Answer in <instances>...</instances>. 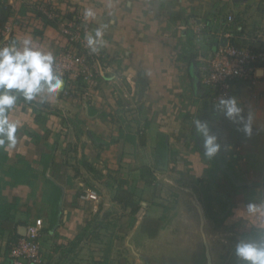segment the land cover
Listing matches in <instances>:
<instances>
[{
    "label": "crops",
    "instance_id": "0c3cea01",
    "mask_svg": "<svg viewBox=\"0 0 264 264\" xmlns=\"http://www.w3.org/2000/svg\"><path fill=\"white\" fill-rule=\"evenodd\" d=\"M251 3L0 0V46L15 41L20 47V41L30 38L43 51H51L57 61L60 54L73 48L60 28L46 24L36 10L47 5L66 22L90 8L95 18L89 19L88 35L95 37L96 29L102 30L103 37L96 47L108 59L106 76L100 79L98 89L90 91L91 101L81 95L62 97L59 92L52 97L42 93L34 100L35 110L17 101V108L10 113V119L19 121L20 126L16 145L5 150L6 168L0 170V264H9L10 244L25 234L29 223L40 218L44 224V264H120L113 261L118 240L122 248L132 249L140 256L142 249L132 245V240L138 231L143 234L146 220L157 217L152 215L157 211L155 205L150 206L145 201L147 194L142 195L138 201L141 213L133 216V200H118L115 195L120 184L124 190L144 191L146 181L142 174L147 167L157 182L169 181L171 176L182 180V185L188 177L196 190L202 186L231 204V215L216 225L205 211L203 196L199 194L202 189L197 191V202L190 198L197 213L185 214L184 219L191 226L187 231L205 247L208 264L214 236L233 234V228L244 221L254 223L246 201L245 188L250 184L235 182L233 173L236 177L246 170L254 173L257 167L264 172V77L249 87L250 83L243 81L234 86L237 106L251 125L250 136L242 131L238 117L228 118L223 107L210 105L208 92L200 82L202 63L215 51L217 43L241 45L247 43V38L254 40L249 33L254 26H260L256 22H234L220 32L214 28V24H220L218 17L237 13L241 5ZM252 44L264 47V39ZM116 76L119 82L111 84ZM197 119L217 137L222 156L231 161L238 159L233 170L222 167L214 172L212 158L195 148L192 139ZM160 138L168 145L169 159L166 167L157 170L155 158ZM198 143L203 147L199 139ZM18 163L26 164L27 171H34V187L6 176L7 167ZM47 180L61 189L59 201H49ZM88 190L98 193V202L80 199ZM6 205L13 208L3 218ZM214 207L221 213L216 201ZM255 227L264 229V225Z\"/></svg>",
    "mask_w": 264,
    "mask_h": 264
},
{
    "label": "built area",
    "instance_id": "2783aa9c",
    "mask_svg": "<svg viewBox=\"0 0 264 264\" xmlns=\"http://www.w3.org/2000/svg\"><path fill=\"white\" fill-rule=\"evenodd\" d=\"M42 14L59 23L62 33L68 38L72 51L59 55L55 67L59 73H64L66 85L61 89L62 97H85L91 101L90 91L98 89L100 79L106 76L108 59L103 50L96 47L92 51L86 43V35L89 34V19L84 14H76L69 21H62L63 17L49 6L38 8ZM222 29L233 26L234 16L218 17ZM223 33V32H222ZM264 34L256 32L254 40H263ZM251 38L247 43L233 45L230 43H218L215 51L204 59L200 68L201 85L208 92L211 104L221 106V98H236L234 86L237 82L255 83L259 77V71L264 72V47H256ZM119 78L110 80L111 84L117 83ZM118 86V85H117ZM80 199L82 201L98 202L100 197L94 190L85 191ZM44 232L43 219H36L26 226L25 234L17 238L9 246V264H44V256L41 238Z\"/></svg>",
    "mask_w": 264,
    "mask_h": 264
},
{
    "label": "rangeland",
    "instance_id": "374dc122",
    "mask_svg": "<svg viewBox=\"0 0 264 264\" xmlns=\"http://www.w3.org/2000/svg\"><path fill=\"white\" fill-rule=\"evenodd\" d=\"M263 1L264 0H262V3H258L251 0V4L241 5L242 9L237 13H232V16L236 18V24H244L248 21H252L260 25L259 27L254 26L253 30L250 31L249 35H253V39L254 33L256 32L264 34ZM259 18L260 20H258ZM251 32L253 33L251 34ZM258 77L259 79L264 77L263 71H259ZM249 83L250 85L247 84L248 87L253 85L252 82ZM210 105L218 107L214 104ZM235 160L236 161L232 162L229 159V162L236 166L238 164V159ZM257 163L259 162L257 161ZM253 172L254 173H251L250 170H246L244 174H239L240 176H238L237 173V177L236 173H233V178L235 182L250 184V186L246 185L247 189L245 188L246 201L251 205H255L258 209L257 212L253 213L255 218L254 223L244 221L240 223L239 226L233 228V234L223 237L214 236L210 246L213 253L212 258H210L211 264L212 261L216 264L225 263V260L229 258L231 253L236 249V246L242 243L243 235L247 233L252 226L264 225V214L262 213V211H264V172L262 173V170L258 169V167L257 169L255 168ZM188 174L189 173H186L187 176ZM180 181L182 180H176L171 176L169 177V181L161 179V182H157L155 179L150 185L146 182L144 191L138 193L135 191L136 203L142 199V195L147 194L145 201L148 202L150 206H152V204L155 205V210L157 211L152 215L157 216L154 218L157 221L149 218V220H146L142 225L143 234L140 235L138 231L136 236L133 237L132 245L142 249V254L140 256H136L131 251L132 249L125 250L124 247L122 248L118 240L116 245L118 250H116V257L113 261H119L120 264H136L138 260L141 261V264H208V256L204 253L205 247L202 246L201 242L199 243L191 237L192 233L187 231L188 226L190 228L191 226L187 224L188 221L184 219L185 214L197 213L196 208L192 206V202H197L196 199L199 197V194L203 196V193L199 192L202 186L200 187L198 185L196 190V186L191 184V179L188 177H185L184 184L182 183V185H180ZM213 192L216 194V191ZM190 198H194V200L191 202ZM176 236H180L181 238L178 239ZM106 244L107 243H104V245ZM102 248L103 247H101V249ZM210 249L208 248V250Z\"/></svg>",
    "mask_w": 264,
    "mask_h": 264
},
{
    "label": "clouds",
    "instance_id": "9594fccd",
    "mask_svg": "<svg viewBox=\"0 0 264 264\" xmlns=\"http://www.w3.org/2000/svg\"><path fill=\"white\" fill-rule=\"evenodd\" d=\"M86 20L94 19L95 13L89 8L85 9ZM103 32L96 29L95 37L86 35L87 46L96 51V44L102 39ZM17 47L15 41L0 46V147L6 151L12 149L17 143V130L19 121L10 119V113L17 108V101L21 97L25 102H32L42 93L52 97L59 94L64 87L62 74L55 67V57L51 51H43L35 46L30 38L20 41ZM219 104L228 118L238 117L243 125L242 131L251 135V125L241 115L243 109L237 106L233 98H221ZM195 132L203 137L204 156L214 157L220 150L216 142L217 137L210 134L208 126L199 119L194 121ZM248 211H258L255 205H248ZM236 254L248 264H264V246L252 243L237 245Z\"/></svg>",
    "mask_w": 264,
    "mask_h": 264
},
{
    "label": "trees",
    "instance_id": "16d2710c",
    "mask_svg": "<svg viewBox=\"0 0 264 264\" xmlns=\"http://www.w3.org/2000/svg\"><path fill=\"white\" fill-rule=\"evenodd\" d=\"M36 12L38 16L43 18L46 24L59 27L58 21L49 19L46 15L42 14V12H40L39 10H36ZM214 28H216V31L220 32L222 29V26L220 24H214ZM62 78L64 80V87H65L67 78L66 77H62ZM18 101L32 106L34 110L36 109L37 103L34 101L25 102L22 97L18 99ZM198 139L202 143V146H203V137L198 136L197 134H194V137L192 140L195 143V148L201 149V152L203 154L205 149L204 147H200L198 143ZM168 159H169L168 145L166 144L163 138H160V142L158 143V149H157V154L155 158V169L159 170V169H163L164 167H166L168 163ZM212 160H213V171L214 172L221 171L222 167H224V169L229 168V167L230 168L235 167L234 164L229 162V160L226 157L222 156L219 152L214 157H212ZM7 161H8V157L5 153V149L3 147H0V170L2 168H6ZM232 161H236V160H232ZM6 176L12 178L16 183L26 184L32 187L35 186L34 181H36L37 179V176L35 175L34 171L33 170L27 171L26 164L22 165L21 163H18L17 165H14V166H8L7 171H6ZM142 176L147 182V184L149 185L156 179L150 167L143 169ZM46 185L50 189V193L48 192L47 194L48 196H50L51 199H49L47 194L45 195L46 197H48L49 201L52 203H54V200L55 202L59 201L60 196H61V189L49 180L46 181ZM116 192L117 193L115 195V199L133 200V202H131V213L133 216H138L141 213V207L139 206L138 203L135 202L136 196H135L134 189L130 188L128 190H124L122 189V185L120 184ZM202 193H203V197H202L203 203H204L205 211L208 214V217L211 220H213L216 225L223 224L225 220L231 215V210H230L231 204L227 200H225L224 197H222L221 195L214 196L209 189L202 188ZM214 201H216V203L219 205L221 213L215 211ZM12 208L13 206L6 205L5 210L1 213V216L3 218H7L8 213ZM81 238L82 237H79V240ZM242 238H243L242 243H252V244H256L257 246H264V229L252 226L249 229V231L243 235ZM225 261L226 262L223 264H248L247 261H244L240 257L237 256L236 249L231 253L229 258Z\"/></svg>",
    "mask_w": 264,
    "mask_h": 264
},
{
    "label": "water",
    "instance_id": "95a60500",
    "mask_svg": "<svg viewBox=\"0 0 264 264\" xmlns=\"http://www.w3.org/2000/svg\"><path fill=\"white\" fill-rule=\"evenodd\" d=\"M261 71H262V70H261ZM261 71H260V72H261Z\"/></svg>",
    "mask_w": 264,
    "mask_h": 264
}]
</instances>
